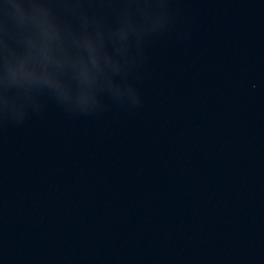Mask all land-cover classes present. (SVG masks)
I'll return each mask as SVG.
<instances>
[{
    "label": "water",
    "instance_id": "95a60500",
    "mask_svg": "<svg viewBox=\"0 0 264 264\" xmlns=\"http://www.w3.org/2000/svg\"><path fill=\"white\" fill-rule=\"evenodd\" d=\"M0 264H264V0H0Z\"/></svg>",
    "mask_w": 264,
    "mask_h": 264
}]
</instances>
